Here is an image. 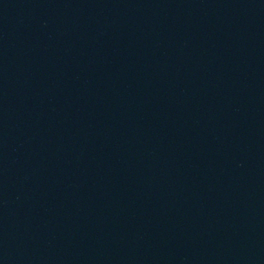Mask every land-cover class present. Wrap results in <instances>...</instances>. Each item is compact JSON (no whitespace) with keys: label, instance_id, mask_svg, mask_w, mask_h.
<instances>
[{"label":"water","instance_id":"1","mask_svg":"<svg viewBox=\"0 0 264 264\" xmlns=\"http://www.w3.org/2000/svg\"><path fill=\"white\" fill-rule=\"evenodd\" d=\"M0 264H264V0H0Z\"/></svg>","mask_w":264,"mask_h":264}]
</instances>
